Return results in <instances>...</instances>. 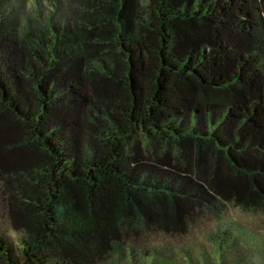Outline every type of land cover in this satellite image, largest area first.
<instances>
[{"label":"trees","instance_id":"16d2710c","mask_svg":"<svg viewBox=\"0 0 264 264\" xmlns=\"http://www.w3.org/2000/svg\"><path fill=\"white\" fill-rule=\"evenodd\" d=\"M0 177V264L264 208V0H0Z\"/></svg>","mask_w":264,"mask_h":264},{"label":"rangeland","instance_id":"374dc122","mask_svg":"<svg viewBox=\"0 0 264 264\" xmlns=\"http://www.w3.org/2000/svg\"><path fill=\"white\" fill-rule=\"evenodd\" d=\"M6 185L0 177V230L18 239L23 233L9 218ZM124 230L123 242L95 264H264V208L249 211L234 203L204 208L190 216L180 233L135 220L125 222Z\"/></svg>","mask_w":264,"mask_h":264}]
</instances>
